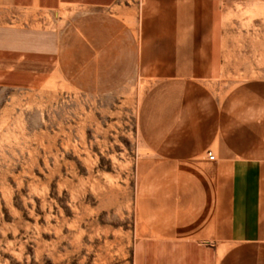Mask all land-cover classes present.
Returning <instances> with one entry per match:
<instances>
[{
	"label": "crops",
	"instance_id": "obj_1",
	"mask_svg": "<svg viewBox=\"0 0 264 264\" xmlns=\"http://www.w3.org/2000/svg\"><path fill=\"white\" fill-rule=\"evenodd\" d=\"M65 1L87 9L75 16L86 26L70 45V65L77 76L84 63L87 87L100 63L102 77L110 65L127 64L150 83L138 132L165 169L150 177L161 186L160 202L137 238V264H264V93L254 110L238 113L213 91L226 3L264 0H139L138 17L137 0L133 7L124 0H0V17L56 11ZM111 8L117 14L104 10ZM61 64L60 30L0 20V86L45 80ZM249 86L263 89L264 78Z\"/></svg>",
	"mask_w": 264,
	"mask_h": 264
},
{
	"label": "rangeland",
	"instance_id": "obj_2",
	"mask_svg": "<svg viewBox=\"0 0 264 264\" xmlns=\"http://www.w3.org/2000/svg\"><path fill=\"white\" fill-rule=\"evenodd\" d=\"M86 10L65 1L56 11L0 17L62 34L61 72L51 67L45 80L0 86V264H137V238L160 202L150 177L165 167L138 132L149 81L127 64L102 77L100 63L87 87L84 63L77 76L70 65L71 42L86 26L75 16ZM221 30L213 91L225 110L252 111L264 93L249 86L264 78V3H226Z\"/></svg>",
	"mask_w": 264,
	"mask_h": 264
},
{
	"label": "built area",
	"instance_id": "obj_3",
	"mask_svg": "<svg viewBox=\"0 0 264 264\" xmlns=\"http://www.w3.org/2000/svg\"><path fill=\"white\" fill-rule=\"evenodd\" d=\"M206 155V158L209 160V161H214L215 160V154L212 150L208 149L205 153Z\"/></svg>",
	"mask_w": 264,
	"mask_h": 264
}]
</instances>
